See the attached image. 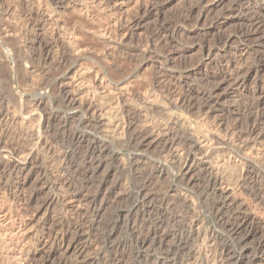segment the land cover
Returning a JSON list of instances; mask_svg holds the SVG:
<instances>
[{
    "label": "rangeland",
    "instance_id": "obj_1",
    "mask_svg": "<svg viewBox=\"0 0 264 264\" xmlns=\"http://www.w3.org/2000/svg\"><path fill=\"white\" fill-rule=\"evenodd\" d=\"M200 1L0 0V264H57L68 253L69 240L58 229L89 211L83 198L71 197L84 182L79 177L84 170L92 172L84 193L99 194L94 236L103 240L79 254L83 264H185L204 250L199 229L213 227L219 236L209 246L231 247L242 255L237 264H264V219L240 246L208 207L226 201L225 216L251 217L262 216L264 209L233 184L206 194L201 179L207 173L228 177L243 168L264 188V121L246 146L228 129L236 122L246 127L258 103L264 112V44L260 34L246 32L253 23L264 24V0H208L205 8ZM192 7L201 13L195 11L192 25L177 28ZM120 17L123 23L138 18L140 24L116 36L112 29ZM236 69L241 73L227 83L217 78ZM181 97L198 105L208 97L210 109L188 110L180 106ZM127 119L132 131H146L149 145H128L118 130ZM41 123L50 132L38 143ZM167 127L197 142L187 149L188 171L179 168L180 147L174 157L157 154L156 142L168 136ZM29 132L35 133L32 142L25 138ZM8 146L33 151L14 155ZM15 162L18 167L11 168ZM144 171L153 178L147 194H164L172 186L170 206L160 198L145 201L139 193ZM55 193L61 194L59 202L44 206ZM198 216L191 236L185 220ZM140 220L159 230L158 240L138 243L132 227ZM115 221L117 231L110 236L106 225ZM178 247L176 261L163 254Z\"/></svg>",
    "mask_w": 264,
    "mask_h": 264
},
{
    "label": "bare ground",
    "instance_id": "obj_2",
    "mask_svg": "<svg viewBox=\"0 0 264 264\" xmlns=\"http://www.w3.org/2000/svg\"><path fill=\"white\" fill-rule=\"evenodd\" d=\"M112 1H114V0H112ZM115 1H117V0H115ZM108 2L110 3V1H108ZM206 2L208 3V0H201L200 3H199V6L201 4L204 6ZM196 5H198V3ZM192 6H194V5H192ZM199 6H198V8H199ZM152 7L149 6V9L152 8ZM204 8H205V6H204ZM146 10H147V8H146ZM199 10L196 11V8L195 7H192L191 9H189V11L186 10L187 13L185 15H183V19L181 18L182 20L180 21V23H179L180 25L177 26V28L178 27H182V25L185 26L188 23L190 24L191 22L193 23V20L195 19V17H194L195 11H196V14H199V13H201V11L199 12ZM205 11H207V10H205ZM197 12H199V13H197ZM108 13H111V11H109ZM197 17H198V15H197ZM120 19H122V17H120L118 20L116 19V22H114V27L115 28L112 29L113 33L116 36H124L130 30H132L136 25H139L140 24V20L138 21V18H137V20L134 19V18H127L128 20L126 21V23L125 22L123 23V21L120 20ZM192 23L190 25H192ZM112 24H113V22H112ZM252 28L253 29H251V30H249V28H248L249 31L247 30L246 32H250L251 31V32H253L254 35L260 34V36L258 38L260 39L261 43L264 44V24L263 25H260V23H253V27ZM109 32H111V31H109ZM154 36H156V38H155L156 41H159V42L162 41V37L163 36H162V34L160 35V32H158V33L156 32L154 34ZM152 37L153 36H151V38ZM233 37H234V35H229L228 36V39L231 40ZM153 39H154V37H153ZM219 39H221V38H219ZM224 41H225V39H224ZM150 44H151V42H150ZM162 44H163V42H162ZM152 48H153V46H152ZM240 73H241V70L236 69L231 74L229 73V74H225L223 76L220 75L219 77L217 76V78L220 79L222 77L221 78L222 81L227 83L228 80L230 81L233 77H237ZM167 96L168 97H171L172 96V93H167ZM181 98L182 99H180V103H181L180 106H186V108L188 110H196L197 109V110H199L201 112H205L209 108L208 107L209 106V104H208L209 103L208 102V97H205L203 99V102L200 103L199 105L198 104H194L193 102L188 101V100L186 102H184L183 101V97H181ZM69 101L70 102H73L74 99L73 98H69ZM256 107L258 109L257 112H256V115L253 116L252 121H250V120L248 121V124H247L246 127L245 126L243 127V125L240 126L239 122H236V123L232 124L228 128L229 129V132L231 133L230 135H232L233 137H235L237 140H239V139H242L243 140L244 139L246 141V142L244 140L242 141V142L245 143L244 146L248 145V141H251L253 139H256V138H253V136L256 134L257 130H259V127H260L261 122L264 121V112H261L260 111V103H258V105ZM93 108H94V111H97L98 113L102 111V108H99V106H92V109ZM252 115H254V114H252ZM41 124L42 125H40V128H41L42 131L39 132V133L42 134V135L41 136L39 135L40 138L37 137L36 140L37 141L39 140L38 143L41 142L42 137H44L43 135H45L47 132H50L49 128L47 126H45V124H43V123H41ZM132 127H134L133 126V123H132V121H129V120L126 121V122H122L121 124L118 125V130H121V131H119L120 134L122 133L124 135V137H126V141H127V143H128L129 146L134 147V148H140V147H143V146L145 147L146 144L149 145V142L150 143L152 142V141H149L150 140L149 139V136H147V133H146L145 130L132 131V129H133ZM240 127H243V128L240 129ZM167 128L169 129V131L167 130L168 136H166L163 140L161 139L162 141H157L158 139L156 140L157 141L156 143H158L157 145H160L161 144V147L157 149V154L158 155H163L165 153L166 155H169V156L171 155L172 157H174V156H177L178 155V153L174 151V148L175 147H180V151L182 152V154H184V157L183 156H180V159H182V161H179V166H180L179 168H180V170H183V169H186L187 168V171H188V167L191 166L190 163H189V153H188V150L192 146L196 145L197 142L194 139H191V140L188 139L186 136L183 135L184 133H182V134L180 132L179 133L178 132L177 133H173V132L171 133L170 131H171V129H173L172 127H167ZM167 128H165V130ZM260 131L261 130H259L258 132H260ZM164 132H166V131H164ZM28 134H30V135H28V136L26 135L27 137H25V138H27L28 141L32 142L35 139V137H34L35 136L34 135L35 133L32 134V132L31 133L29 132ZM14 147L8 146L5 149L8 150V153H11V154H14V155L15 154H20L21 155V153L27 151L26 148H16V149H14ZM32 151H33V148H30V150H28L26 154L29 156V155H31ZM92 154L93 153H91L89 155L92 157ZM9 166H11V168L12 167L14 168V167H18V164L15 162L13 164H10ZM100 166H101V164H100ZM205 171H206V169H205ZM142 173H143V175L141 174V176L139 177L137 186H138L139 193L142 194L143 197L145 196L144 197L145 198V201L149 200L150 198H152V199L153 198H160L162 203H166L168 206H170L171 205V201H168L167 199H169L168 198L169 197V189L172 190L171 189L172 186L170 188H168V190L164 194H161L162 192L160 194H156V192H154V193L152 192L150 194H147V192H145V191L149 187L150 183L153 181V178H152V176H149L148 173L145 172V171L142 172ZM207 174H204L203 177L201 178L204 181V183H205V187H204L205 189L204 190H206V194H209V195L210 194H217L220 190H225L226 185H229V184L232 185L233 184L234 186L233 185L232 186L234 187V190L237 191L239 189H241V190L243 189V192L245 193V195H246V197H247L248 200H250L251 202L252 201L255 202L257 204V205L255 204L256 207L261 206V208L264 209V194H263L264 193V188H262V187H260V188L256 187L255 185H256V182L257 181L256 180L252 181L253 178L248 173L244 172V169L243 168H242V170L238 174L230 175L228 177H226V176H224L222 174H213V173L212 174H209V175H207ZM19 175L17 174L16 175V178H19ZM91 175H92V172H91L90 176ZM94 175H96V174H94ZM90 176H89L88 172L85 171V170L81 174L79 173L80 179H83L84 182H82L81 186H79L80 184L79 185H76L77 187H74V189L71 192V197L75 201H77V200L80 201L81 198H83V200H85L87 202V204H88L87 206L89 207V209H88L89 211L88 212H85L84 214L82 213L81 214V217L79 218V220L76 219L77 221H74V222L70 223L69 226H67V225L65 226V224L62 225L60 223L61 224L60 226H62V227L60 229H58V230L59 231H62L61 233L64 236L63 237L64 240L66 241L68 239L69 240V243L67 242L68 244L64 245L66 242L65 243L63 242L64 244H62V245L66 246L64 249H67V252L68 253L65 254L64 257L60 258L61 260L59 262L57 261L58 262L57 264H83L82 262H84V261H80L79 254L82 255V253L86 249L90 248L91 246H96L97 247V245H100L101 242H102V240H103L102 237H100V236H99L100 238H97V236H94V230H95V226H96L95 225L96 224V218H94V217L96 216L97 211H98V209L96 208L97 207L96 206V202L98 201L97 200V195H99V194L98 193L97 194H91V193H88L87 194V193H84V191H85L86 188L88 189L89 187H91L90 184H92L91 183L92 182V178ZM250 181H252L253 183H251ZM99 184H101V183H99ZM99 184H98V186H99ZM105 186L106 185L103 182L100 185V188L98 187L99 188V193L101 191H104V187ZM90 191L91 190L89 189V192ZM49 196L50 197L47 199V201H45L44 206H50L54 202H57V201L59 202L60 197H61V194L60 193H55V194L49 195ZM101 201H103V200H101ZM226 203H227L226 201H223V202H218V201L212 202L210 204V206L208 207L209 208V212L212 213V214H215L217 216V218L219 219L218 220V226L220 227V229H222L223 231L227 232L230 235V237L233 238V240H236L237 239L238 241L236 240L234 242L235 243L238 242L237 244L240 245V246H242L243 243H245L247 241L249 235L251 233H253V231H255V224L257 222H259V221H263V219H264V212H263V215L260 216V217H257V216L256 217L255 216L254 217H251V216H249L248 214H245V213L244 214L243 213H239V214H233V215H227V216H225V212L223 210H224V206L227 205ZM233 203H236V201H233ZM29 205H31V204H29ZM173 206H175V205H173ZM25 208H27V207H25ZM29 210H31V209L29 208ZM185 221H186V224L188 225L187 228L190 229L189 234H191V236L194 235L196 233V231H197L196 230L197 229L196 227L201 222V217L198 216V217H195V218H192V219H186ZM106 226H107V229H108V234L110 236H112L117 231L118 222L115 221V222H113V224H107ZM150 226L151 225L149 224V222H147L145 220H140L138 222H135L134 223V226L132 227L134 229L133 231H135V233L137 235L136 236L137 237V241H138V243L141 246H144L147 243H150L151 241L158 240L157 237H156V235L159 234V230L157 231L155 229H152V227H150ZM155 227H156V225H155ZM57 231L55 233H57ZM166 231H168V230H166ZM186 231H188V230H186ZM202 231L203 232H201V229H199V231H198L199 233L197 234V236L202 240V244L204 246V250H203V248H200L201 249L200 251H197L196 250L197 252L195 254H192L187 259L185 258L186 259V260H184V263L185 264H237L238 257H239V260H240V257L242 255L241 254H237V252L235 250L231 249V247L227 246L226 244L225 245H222L221 247H217V248H212L213 245L212 246H209L210 243H213V241H216V239H218L217 237L219 236V231L217 230V228H215V227H213V228H205V230H202ZM172 233L175 234V232H172ZM69 235L71 236V238H70ZM162 238L163 237H161V239ZM199 238H198V240H199ZM193 239H194V237H193ZM263 239H264V234H263ZM163 241H162V243H163ZM160 246H161V244L159 245V247ZM198 247L196 249H199ZM208 247H211V248H208ZM192 248H194V247H192ZM181 249H183V248H181ZM163 251H161V253H163ZM69 252H71V253L73 252V254L75 253L76 256L74 258H73V256L71 257V255L68 256ZM180 252H181L180 251V247H178L176 249L172 248V250L168 249L163 254L166 255L167 257H170V256L174 255L173 256L174 258H172V259H173V261H176L179 258ZM191 253H193V252H191ZM182 261H183V259H182ZM90 262H89V264H90ZM115 263H117V262L115 261ZM44 264H48V262H45Z\"/></svg>",
    "mask_w": 264,
    "mask_h": 264
}]
</instances>
